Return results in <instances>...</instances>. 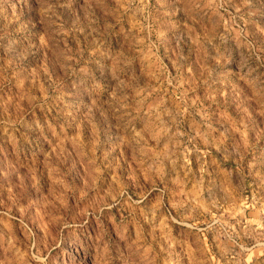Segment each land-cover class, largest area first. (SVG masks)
<instances>
[{"label": "rangeland", "instance_id": "obj_1", "mask_svg": "<svg viewBox=\"0 0 264 264\" xmlns=\"http://www.w3.org/2000/svg\"><path fill=\"white\" fill-rule=\"evenodd\" d=\"M46 233L68 264H264V0H0V264Z\"/></svg>", "mask_w": 264, "mask_h": 264}, {"label": "clouds", "instance_id": "obj_2", "mask_svg": "<svg viewBox=\"0 0 264 264\" xmlns=\"http://www.w3.org/2000/svg\"><path fill=\"white\" fill-rule=\"evenodd\" d=\"M59 223L53 225L58 233L62 231V227H67V222L61 217H55ZM52 221H50L51 223ZM50 233H46L45 239L41 241V245H28V255L32 257L31 264H68L67 261L59 259V253H53L52 248L55 247L53 241L48 240ZM47 241V242H46ZM18 251V250H17ZM4 264H8V258L5 257Z\"/></svg>", "mask_w": 264, "mask_h": 264}]
</instances>
